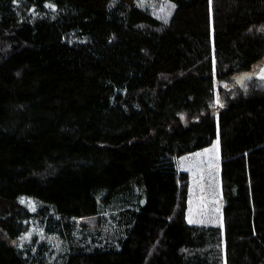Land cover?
<instances>
[{"label": "trees", "instance_id": "obj_1", "mask_svg": "<svg viewBox=\"0 0 264 264\" xmlns=\"http://www.w3.org/2000/svg\"><path fill=\"white\" fill-rule=\"evenodd\" d=\"M143 1L0 0V264H264V0ZM215 142L192 225L178 158Z\"/></svg>", "mask_w": 264, "mask_h": 264}, {"label": "rangeland", "instance_id": "obj_2", "mask_svg": "<svg viewBox=\"0 0 264 264\" xmlns=\"http://www.w3.org/2000/svg\"><path fill=\"white\" fill-rule=\"evenodd\" d=\"M142 3L149 4L153 11H159L161 7V3L157 0H144ZM255 76L263 80L260 81V85L264 87V79H261V76H264V61L243 76V88L248 89V85ZM237 77L240 78V75ZM219 154V145L215 142L209 148L178 158L179 172H187L190 175L191 191L187 218L192 225L209 224L222 226L221 206H223V200L220 194L219 168H217V162L221 157ZM23 202L32 210L36 208L35 203L29 199H24ZM97 222V218L80 220L79 226L90 227V229L95 230ZM30 228L31 232L28 234V238L36 237L40 240H46L51 249L57 252L63 250L61 241L55 237H48L39 225Z\"/></svg>", "mask_w": 264, "mask_h": 264}, {"label": "snow or ice", "instance_id": "obj_3", "mask_svg": "<svg viewBox=\"0 0 264 264\" xmlns=\"http://www.w3.org/2000/svg\"><path fill=\"white\" fill-rule=\"evenodd\" d=\"M261 79H264V76H261Z\"/></svg>", "mask_w": 264, "mask_h": 264}]
</instances>
